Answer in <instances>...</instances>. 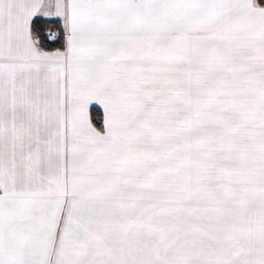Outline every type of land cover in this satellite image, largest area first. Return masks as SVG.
<instances>
[{"label":"snow or ice","instance_id":"1","mask_svg":"<svg viewBox=\"0 0 264 264\" xmlns=\"http://www.w3.org/2000/svg\"><path fill=\"white\" fill-rule=\"evenodd\" d=\"M0 264H264V0H0Z\"/></svg>","mask_w":264,"mask_h":264},{"label":"trees","instance_id":"2","mask_svg":"<svg viewBox=\"0 0 264 264\" xmlns=\"http://www.w3.org/2000/svg\"><path fill=\"white\" fill-rule=\"evenodd\" d=\"M51 26V25H50Z\"/></svg>","mask_w":264,"mask_h":264}]
</instances>
